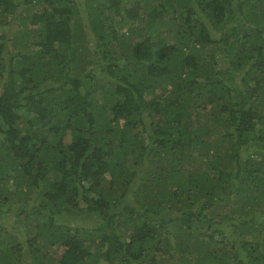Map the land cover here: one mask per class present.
Segmentation results:
<instances>
[{
  "label": "trees",
  "instance_id": "16d2710c",
  "mask_svg": "<svg viewBox=\"0 0 264 264\" xmlns=\"http://www.w3.org/2000/svg\"><path fill=\"white\" fill-rule=\"evenodd\" d=\"M0 264H264V0H0Z\"/></svg>",
  "mask_w": 264,
  "mask_h": 264
},
{
  "label": "rangeland",
  "instance_id": "374dc122",
  "mask_svg": "<svg viewBox=\"0 0 264 264\" xmlns=\"http://www.w3.org/2000/svg\"><path fill=\"white\" fill-rule=\"evenodd\" d=\"M82 216H84V217H82ZM13 218H14L13 215H8V216L5 215L3 217V221L5 223V226H9V230H10L11 226H12L13 229H15L14 228V222L12 221ZM81 218H84V219H81ZM90 218L91 217H85V215L74 211L73 217L71 216V218L69 220L71 221L70 223L73 224V225H75V224H77V225H79V224L88 225L89 223H91V219ZM13 232H14V230H10V233H13ZM9 241H11V240H9ZM15 247H16L15 250L18 249L17 246H15ZM63 250H64L63 248L57 250L55 252L54 256L57 257L58 255H60V252L62 254L64 252ZM23 255H24V259L27 260V258H28L27 254L24 252Z\"/></svg>",
  "mask_w": 264,
  "mask_h": 264
}]
</instances>
